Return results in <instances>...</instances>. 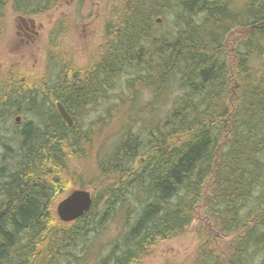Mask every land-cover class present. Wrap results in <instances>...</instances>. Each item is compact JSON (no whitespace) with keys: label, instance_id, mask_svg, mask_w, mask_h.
<instances>
[{"label":"trees","instance_id":"trees-1","mask_svg":"<svg viewBox=\"0 0 264 264\" xmlns=\"http://www.w3.org/2000/svg\"><path fill=\"white\" fill-rule=\"evenodd\" d=\"M56 1L0 0V23L8 5L34 16ZM235 1L126 0L94 65L0 98V125L17 116L1 143L10 166L0 168V264L79 263L89 249L80 244L115 222L95 264H140L199 209L205 240L184 264H264V0ZM125 88L151 99L98 159L91 208L64 222L58 195L86 189L67 164L91 146L84 117Z\"/></svg>","mask_w":264,"mask_h":264},{"label":"rangeland","instance_id":"rangeland-1","mask_svg":"<svg viewBox=\"0 0 264 264\" xmlns=\"http://www.w3.org/2000/svg\"><path fill=\"white\" fill-rule=\"evenodd\" d=\"M126 0H57L51 10L34 16H20L11 5L4 11V19L0 23V98L7 97L19 89L41 88L66 69L75 71L90 68L98 61L108 39V27L118 19ZM242 3L246 0H236ZM113 24V25H112ZM131 93L119 90L105 105L89 108L84 117V129H93L91 146L85 153L72 155L67 164L72 173H77L76 183L94 193L99 175L98 159L107 155L123 137L130 116H138L144 108L142 105L151 99L148 89ZM163 96L162 104L175 97V92ZM134 94V95H133ZM165 107L166 105H162ZM111 112L112 118L105 122ZM20 121L30 118L22 114ZM13 116L5 124L0 125V168L8 169V158H4L5 149L1 143L8 144L15 132ZM149 118V117H148ZM104 122H100L103 121ZM100 123H99V122ZM136 125L138 124L137 121ZM80 124V120H79ZM139 125H142V119ZM16 148L15 144H12ZM84 155V156H82ZM3 162V163H2ZM82 177V178H81ZM80 178V180H79ZM73 189L64 190L58 195L53 206L57 214V204ZM189 230L172 239L162 240L140 264H184L189 263L203 243L202 214L199 209ZM58 216V215H57ZM120 223L115 222L108 230L97 237L96 243L80 244L89 247L83 262L74 264H95L98 258L108 251L110 240L119 232ZM84 241V240H83ZM95 241V240H94ZM214 242L224 248L226 239ZM80 246L78 249H80ZM78 251V250H77ZM81 251V250H80ZM79 251V252H80ZM78 252V253H79Z\"/></svg>","mask_w":264,"mask_h":264},{"label":"water","instance_id":"water-1","mask_svg":"<svg viewBox=\"0 0 264 264\" xmlns=\"http://www.w3.org/2000/svg\"><path fill=\"white\" fill-rule=\"evenodd\" d=\"M59 112L69 125L74 124L66 108L61 102L57 103ZM20 121V117L17 118ZM92 192L88 189L78 188L70 192L57 204V215L64 222H73L83 216L92 206Z\"/></svg>","mask_w":264,"mask_h":264},{"label":"bare ground","instance_id":"bare-ground-1","mask_svg":"<svg viewBox=\"0 0 264 264\" xmlns=\"http://www.w3.org/2000/svg\"><path fill=\"white\" fill-rule=\"evenodd\" d=\"M236 2V1H235ZM237 3H238V1H237ZM239 4V3H238ZM240 4H241V2H240ZM237 6V5H236Z\"/></svg>","mask_w":264,"mask_h":264}]
</instances>
